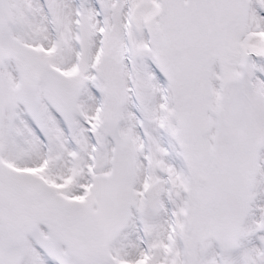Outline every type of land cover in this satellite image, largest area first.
<instances>
[{
    "label": "snow or ice",
    "instance_id": "1",
    "mask_svg": "<svg viewBox=\"0 0 264 264\" xmlns=\"http://www.w3.org/2000/svg\"><path fill=\"white\" fill-rule=\"evenodd\" d=\"M0 264H264V0H0Z\"/></svg>",
    "mask_w": 264,
    "mask_h": 264
}]
</instances>
